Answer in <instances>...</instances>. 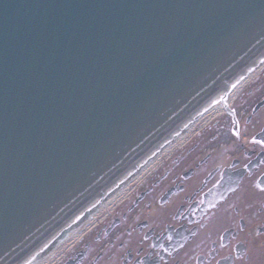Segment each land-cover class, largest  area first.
Listing matches in <instances>:
<instances>
[{
  "label": "water",
  "instance_id": "1",
  "mask_svg": "<svg viewBox=\"0 0 264 264\" xmlns=\"http://www.w3.org/2000/svg\"><path fill=\"white\" fill-rule=\"evenodd\" d=\"M263 50L264 0H0V264Z\"/></svg>",
  "mask_w": 264,
  "mask_h": 264
},
{
  "label": "flooded vegetation",
  "instance_id": "2",
  "mask_svg": "<svg viewBox=\"0 0 264 264\" xmlns=\"http://www.w3.org/2000/svg\"><path fill=\"white\" fill-rule=\"evenodd\" d=\"M123 186L42 264H264V61Z\"/></svg>",
  "mask_w": 264,
  "mask_h": 264
},
{
  "label": "bare ground",
  "instance_id": "3",
  "mask_svg": "<svg viewBox=\"0 0 264 264\" xmlns=\"http://www.w3.org/2000/svg\"><path fill=\"white\" fill-rule=\"evenodd\" d=\"M264 61V50L254 56L248 63H245L243 67H241L235 74L232 75L230 79H228L225 83L220 86L212 96L203 102L200 106H198L190 115H188L182 122L178 123L176 127H174L169 133H167L164 138L160 139L155 145L146 150L137 160H135L130 166H128L123 172H121L113 181L103 187L101 190L97 192V194L93 195L84 205L85 211L88 213H84L82 211L83 205L77 209L74 213H72L64 226L70 225L69 234L70 236L75 231V223L81 215L84 214L83 218L91 217V213L95 210L101 209L104 204L110 202L111 197L117 193V191L121 190L124 184L130 181L139 170L145 168L149 163H153L156 159L158 153L161 149L164 148L166 150V145L168 142L176 135L181 134L195 118L201 115L208 108H211L217 105V100L225 96L228 93L233 94L234 90H236L239 85H242L251 74L257 71L261 64ZM149 164V165H150ZM82 218V219H83ZM75 225H74V224ZM77 226V225H76ZM60 232L58 230L51 232L48 237H46L40 244H37L35 247L16 260L13 264H42L45 260H43L48 254L53 252L56 246H59V242H65L66 237H63L61 240L59 239ZM60 240V241H58ZM47 253V254H46ZM40 254V256L36 255Z\"/></svg>",
  "mask_w": 264,
  "mask_h": 264
},
{
  "label": "rangeland",
  "instance_id": "4",
  "mask_svg": "<svg viewBox=\"0 0 264 264\" xmlns=\"http://www.w3.org/2000/svg\"><path fill=\"white\" fill-rule=\"evenodd\" d=\"M166 147H168V145H166ZM167 149H168V148H167ZM149 164H150V163H149ZM149 164H148L147 166H145V169H147L148 167H150V165H151V164H150V165H149ZM124 189H125V188H124ZM124 189H123V190H120V191L118 190V191H117V193H116V195H117V194H118V196L122 195V194H123V191H124ZM116 195H115V196H113V197H111V199H112V198H115V197H116ZM64 243H65V242H64ZM64 243H63V244H64ZM39 244H40V243H39ZM63 244H62V245H63ZM37 256H40V254L36 255V256H35V258H36ZM35 264H38V262H37V263H35Z\"/></svg>",
  "mask_w": 264,
  "mask_h": 264
}]
</instances>
